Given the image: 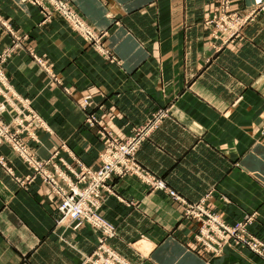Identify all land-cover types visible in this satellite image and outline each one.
Returning a JSON list of instances; mask_svg holds the SVG:
<instances>
[{"label":"crops","instance_id":"obj_1","mask_svg":"<svg viewBox=\"0 0 264 264\" xmlns=\"http://www.w3.org/2000/svg\"><path fill=\"white\" fill-rule=\"evenodd\" d=\"M65 1L104 33L99 48L49 4L46 18L27 0H0V50L16 52L6 63L10 84L48 128L35 130V152L46 158L59 149L77 168L78 161L97 167L104 132L127 137L159 112L138 162L229 224L253 214L250 231L264 240V11L225 44L205 24L219 0ZM252 4L231 0V9ZM9 29L23 37L22 48L10 49ZM92 113L97 122L88 126ZM0 155L16 175L30 172L9 144ZM45 187L37 178L25 189L0 165V264H83L96 249L100 231L58 224ZM109 189L98 211L115 226L110 243L130 264H264L240 245L207 252L185 206L135 174L115 176Z\"/></svg>","mask_w":264,"mask_h":264},{"label":"rangeland","instance_id":"obj_2","mask_svg":"<svg viewBox=\"0 0 264 264\" xmlns=\"http://www.w3.org/2000/svg\"><path fill=\"white\" fill-rule=\"evenodd\" d=\"M29 3H31L34 6H38L41 8V12H43V15L46 16V18H50L51 12H48L46 10L45 4H52L51 1L48 0H27ZM65 1V0H63ZM67 2V1H66ZM68 3V2H67ZM219 9L211 13L209 16L205 18V24L208 25L211 28V33L214 39H220L221 42L223 43H228L230 41H233L236 37L240 36L242 33L243 28L250 22L252 19L255 18L260 12L264 11V5L263 4H255V0H253V4L245 11V12H238L237 10H232L231 9V0H219ZM52 10H54L55 14H59L62 18H65L61 12L56 11L55 7H52ZM228 16L230 19L234 20L231 21L230 24L236 28V26H239V23H241V28L237 31L228 29L227 31L222 30L220 27L223 25L225 28L226 25L222 24L219 21H223L221 18L226 17L228 19ZM66 19V18H65ZM84 19V18H83ZM228 19V21H230ZM85 20V19H84ZM86 21V20H85ZM224 22V21H223ZM87 23V21H86ZM89 28L92 30V32L97 36V37H92V38H85V40L90 43L92 46H98V48L101 46V43H103L100 39L103 38L104 33H98L93 28L87 23ZM10 33L14 34V40L12 41V46L10 49H16V48H22L23 46V41L21 40L23 37L16 35V33H13L11 29ZM78 33L80 31L77 30ZM81 35L84 34L83 32L80 33ZM83 36V35H82ZM84 37H86L84 35ZM224 44V45H225ZM6 50V49H5ZM16 52H9V49L6 51H1L0 50V68L3 69V74L5 75V78L7 79L6 81L10 84L8 75H7V70H6V63L8 59ZM32 54V57L45 69H48L54 79L56 80V74L53 73V69L43 61V59L37 55L35 52H30ZM112 59L116 62H119L118 58H115L114 56H111ZM46 65V66H45ZM50 68L52 70H50ZM1 87L3 90L0 89V145L6 143L11 146L13 151L29 166L30 172L25 176H19L14 173L13 167L9 164V161L4 159L3 156L0 155V165L11 175L13 176L16 181L20 184L21 187L27 189L30 184H32L37 178L41 179L42 184H44L46 187L44 188L45 191V201L50 202L55 209L58 212V219L56 222L58 224L64 223V220H70L72 223L75 224V227L78 228L82 226V224H89L92 227L96 228L93 226V224L87 222V220H83L82 222H79L77 220L71 219L70 215L71 212L74 209H76L78 206H81L82 204H87L89 207H94L95 209H98L101 206V200H102V195H103V190L104 189H109V185L111 180L116 176V177H123L125 175H130V173H126L124 175H117L114 174L111 179H109L107 182H105L101 188L99 189V197H97L98 201L96 200V204L94 205L92 203L93 197H90V186L92 185L96 173H99L100 170L103 167V163L105 161L104 159V152L107 148V142L109 139L110 141L113 140H118L119 142H127L131 137L136 136V137H143L141 144H139V147L137 151L134 153V158L136 162L141 165L137 158L136 154L141 147L142 143L150 136L151 132L157 128V124L160 121V119L163 117L164 114L161 113H155L153 114L152 118L149 119L146 123L136 127L133 131L132 134L128 135L127 137H118L116 135H112L109 132H104L105 137H101L103 140L104 146L102 150L99 153V159H100V165L97 167H89L82 162L80 163L78 161V168L71 164L68 159L62 155V152L59 151V149L53 150L49 154L48 157L42 158L38 155L37 152H35L34 148L31 146L30 142H37V131L38 129H44L47 130V126L44 120L39 117V115L35 112L31 101L28 98H24L18 94L17 91L11 86V91H6L4 89L5 85L0 83ZM67 91H69L67 89ZM70 92V91H69ZM89 101H84L83 107L86 108L88 107ZM9 114L11 115V120L9 122H6L3 119V114ZM97 118V117H96ZM96 120L95 117L92 114H90L87 117L86 124L88 126H94L96 125ZM98 123H100V120H98ZM152 126V128H150ZM154 126V127H153ZM26 135V136H25ZM30 138V139H29ZM114 138V139H112ZM28 139V140H27ZM27 140V141H26ZM109 141V142H110ZM116 143V142H114ZM111 144V143H109ZM66 146V145H64ZM67 147V146H66ZM68 148V147H67ZM67 152V151H66ZM141 167L144 168L142 165ZM148 171V170H146ZM151 173L150 171H148ZM152 174V173H151ZM136 175V174H135ZM138 176V175H137ZM152 176H154L152 174ZM139 177V176H138ZM156 179L162 180L156 176H154ZM140 178V177H139ZM143 182L151 186L153 189H162V190H167L169 191V194L178 202L182 203L185 206V218L188 220L193 219L196 220L199 224L197 227V232L194 234V237L197 242L201 243L197 237V234L199 232V228L201 227V221L199 219H196L190 214V208H198L200 204L205 205V200L204 201H198V202H188L183 196L178 194L175 190L171 189L165 182V187L166 188H157L155 187L154 184L148 183L147 181H144L142 178H140ZM163 181V180H162ZM107 184V185H106ZM110 190V189H109ZM89 191L88 196H85L86 193ZM171 191H174V194L171 193ZM206 206V205H205ZM68 212V213H67ZM99 212V211H98ZM101 215V214H100ZM206 217V215H204ZM249 217L253 218L252 223L254 222V216H247L245 219L241 221H246ZM106 219V218H105ZM224 219V218H223ZM226 221V220H225ZM110 222V221H109ZM239 222V221H238ZM237 222V223H238ZM235 223V224H237ZM252 223L249 225L251 226ZM234 225V224H233ZM98 231H100V237H99V242L100 239L103 236V233L100 229L96 228ZM250 231V227L248 228ZM251 236H255L251 231ZM117 234V230H116ZM116 234L109 238L107 240L108 247L111 248L116 255L120 256L122 260L127 262V264H130L124 258L110 243L112 239L116 236ZM257 237V236H256ZM258 240L260 241V248L257 249L256 251L254 248L248 244H241L240 246H243L245 248H248L251 252L261 256L264 258V240L262 238L258 237ZM202 244V243H201ZM203 246V244H202ZM230 246V245H228ZM235 246V245H234ZM227 247V246H226ZM225 247V248H226ZM224 248V249H225ZM98 251H99V243L96 246V249L88 256L85 257V262L83 264H115L116 262L113 263H107V262H99L95 263L93 259V263L91 262V257L96 258L98 257ZM224 251V250H223ZM208 252V251H207ZM216 254L217 253H212ZM109 256H111L109 254Z\"/></svg>","mask_w":264,"mask_h":264},{"label":"built area","instance_id":"obj_3","mask_svg":"<svg viewBox=\"0 0 264 264\" xmlns=\"http://www.w3.org/2000/svg\"><path fill=\"white\" fill-rule=\"evenodd\" d=\"M48 1L52 2V4L49 3V5H51V7H55L56 11L61 12L62 15L66 18V20L73 24L76 30L80 31V33L83 32L84 34L82 35H85V38L97 37L89 28L83 17L76 13L69 3L63 0ZM256 3L258 5H264V0H255V4ZM44 8H46V10L50 12L49 7L46 4ZM221 19L224 22H219L225 24L227 27L225 28L223 25L220 27L224 31H227L228 29H236L235 31H237L241 28V23H239V26H236V28H234L230 24V22L234 21L235 19L232 20L229 18V16L228 19H230V21H228L226 17H222ZM6 80L7 79L3 74V69L0 68V83L5 85L4 89L6 91H11V86ZM0 89L3 90L1 85ZM150 128H152V126ZM136 136L131 137L126 143L119 142L118 140H108L107 148L105 151H103L105 159L103 167L99 173H96V175L94 176L95 179L92 185L90 186L91 190L89 199L93 197L92 203L94 205L96 204V200L98 201L97 197H99V189L105 182L111 179L114 174L124 175L126 173L131 172L132 174L138 175L144 181L154 184L157 188H166L164 181L156 179L154 176H152L151 173L143 169L141 165L136 162L134 158V153L137 151L139 144H141L143 138L141 136ZM88 193L89 191L86 193L85 196H88ZM171 193L176 195L174 191H171ZM98 210L99 205L98 209H95L94 207H89L87 204L84 203L81 206H78L76 209L69 211L71 212V219L77 220L79 224L83 220H87V222L93 224V226L100 229L103 233V236L99 242L98 257H91V262L93 263V259H95V263L116 262L115 264H127V262L122 260L120 256L116 255V253L108 247L107 240L116 234V228L111 222H109L102 215H100ZM190 214H192L194 218L199 219L202 223L201 227L199 228L197 237L199 241L203 244L205 250L208 252L220 254L228 245H241L245 243L250 244L253 248L255 246L256 248L254 249L256 251H258L257 249H259L261 246L258 238L253 235L251 236V233L248 230L249 225L252 223L253 219L251 217H249L244 222L240 221L234 225L229 224L221 216H219V214L209 210L203 204H200L198 208L191 207ZM204 215H206V217H204ZM109 254L111 256H109Z\"/></svg>","mask_w":264,"mask_h":264}]
</instances>
